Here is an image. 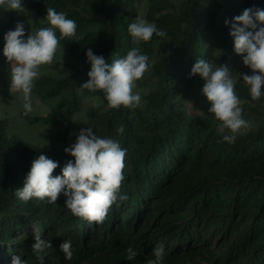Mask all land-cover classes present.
<instances>
[{"label":"trees","instance_id":"16d2710c","mask_svg":"<svg viewBox=\"0 0 264 264\" xmlns=\"http://www.w3.org/2000/svg\"><path fill=\"white\" fill-rule=\"evenodd\" d=\"M144 2L148 22L166 38L153 35L134 45L128 26ZM22 5L35 31L48 26L47 7L76 21V36L62 40L57 53L91 67L89 48L110 63L138 46L149 57L157 82L140 106L112 109L105 108L102 91L80 87L81 69L40 76L33 91L50 107L47 122L69 120L84 108L86 96L104 99V112L87 108L89 123L94 134L126 149L119 195L129 198L118 199L99 225L73 216L63 194L55 204L24 202L15 192L34 158L44 154L57 161L53 175H60L74 157L64 151L69 146H37L8 133L2 112L13 94L3 37L23 21L0 8V264H11L14 255L26 264H41L31 248L33 225L52 245L40 254L43 264H148L160 243L166 253L162 264H264V106L252 109L254 123L243 109L251 128L231 144L222 142L231 133L219 121L185 107L201 78L190 75L196 60L213 61L221 51L223 61L233 66L239 61L225 20L250 7L264 9V0H22ZM30 32L25 26V39ZM161 40L169 44L155 58ZM121 126L122 134L115 131ZM65 240L72 243L71 260L59 248ZM129 246L138 253L132 261L126 258Z\"/></svg>","mask_w":264,"mask_h":264},{"label":"clouds","instance_id":"9594fccd","mask_svg":"<svg viewBox=\"0 0 264 264\" xmlns=\"http://www.w3.org/2000/svg\"><path fill=\"white\" fill-rule=\"evenodd\" d=\"M0 8L17 13L26 11L22 0H0ZM44 19L48 26L30 32L26 39L23 22H17L15 29L7 31L3 37V55L10 65V91L20 94L25 115L32 111V92L35 81L41 76V66L53 64L61 41L74 38L77 33L76 21L69 19L65 12L47 7ZM229 24L234 52L251 70V74L237 73V76L248 86L251 100L258 101L264 97V9L247 8L231 21L225 20V25ZM128 33L134 45L150 41L153 35L166 38L165 31L139 16L129 24ZM86 57L91 67L87 72V82L80 87L102 91L108 107L112 109L140 106L141 95L133 89L136 81L142 79L151 67L149 57L142 54L140 47H132L125 56L113 58L110 63L103 56L94 54L91 48L87 50ZM197 74L204 81L201 93L210 104L208 112L221 122L222 130L227 129L231 133L224 135L222 142L234 143L242 130L251 128V124L243 118L241 100L235 91L237 78L233 77L228 66H217L206 59H198L193 65L190 75ZM115 131L122 134L124 128L121 126ZM64 151L74 157V162L67 161L60 175H53L59 163L40 154L31 161L23 187L16 189L15 195L24 202L36 199L55 204L63 194L66 197L65 206L73 216L89 223L103 224L113 204L118 199L127 201L129 198L127 194L119 195L125 179L126 149L119 141L101 138L94 134L91 127H86L79 131L75 143ZM32 235L35 241L31 245L32 251L43 264L40 254L52 245L42 238L36 225H33ZM59 248L67 260L72 259L70 240L63 241ZM126 252L128 261L138 254L131 246ZM165 254L164 245L157 244L153 249L154 259L148 264H162ZM11 264L26 262L19 255H14Z\"/></svg>","mask_w":264,"mask_h":264},{"label":"rangeland","instance_id":"374dc122","mask_svg":"<svg viewBox=\"0 0 264 264\" xmlns=\"http://www.w3.org/2000/svg\"><path fill=\"white\" fill-rule=\"evenodd\" d=\"M146 5L145 2L141 4L138 16L147 20ZM175 8V3L173 2L172 9L174 10ZM13 12L20 16L19 18L23 21L28 30L35 31L32 21L29 18H25V12ZM168 44V40H161L155 44V58L161 56L163 50ZM222 55L223 53L221 51H216L213 56V62L217 66L226 65L232 69L233 77L237 78L235 89L236 94L246 95V97L240 99L241 107L244 109L245 113L252 114L249 119L254 123L256 114L252 112V109L254 107L260 108V106H264V97L258 101H252L248 86L237 76V73L251 74V70L243 65L242 57L240 56L238 63L233 66L232 61H223ZM80 69V77L83 84L88 80L87 72L90 71V67L87 65L83 66V64L74 57L63 53H57L53 64L41 66V76L46 74L57 75L60 71H79ZM156 82L157 77L152 76V69L150 67L149 71L144 74L143 78L136 81V87L133 91L139 92L142 101L144 95L155 87ZM203 83L204 81L202 78L196 80L192 93L185 100V107L190 114L206 113L207 116L214 118L213 114L208 112V108L210 107L209 102L201 93ZM12 94L10 104L7 105L2 112V116L7 117L8 119V133L17 134L23 137L27 142L37 146H46L50 144L56 145L60 148L71 146L75 142L77 134L82 128L91 127L87 108L96 107L99 108L100 113L104 112V108L101 107L104 103V99L98 95L91 94L84 98V108L75 113L69 120L60 123L47 122L45 117L48 115L50 107L42 102L36 92H32V111L27 115H25L23 101L20 99V94L16 92H12ZM105 108H108V105H106ZM218 125L221 127V122H218Z\"/></svg>","mask_w":264,"mask_h":264}]
</instances>
